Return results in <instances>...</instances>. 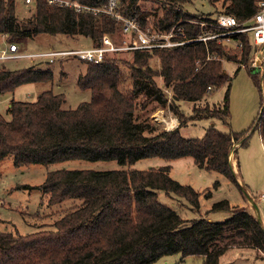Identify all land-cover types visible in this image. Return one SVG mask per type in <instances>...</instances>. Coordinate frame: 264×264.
Returning a JSON list of instances; mask_svg holds the SVG:
<instances>
[{
  "label": "trees",
  "instance_id": "obj_1",
  "mask_svg": "<svg viewBox=\"0 0 264 264\" xmlns=\"http://www.w3.org/2000/svg\"><path fill=\"white\" fill-rule=\"evenodd\" d=\"M19 1L0 0V36L5 35L8 42L18 44L23 51L28 50L27 41L40 35L82 37L91 47H97L105 35L122 33L121 21L106 12L110 0H71L96 11H77L51 5L47 0H33L29 5L34 8L33 14L23 18L17 10ZM139 1L117 0L116 11L144 26L147 15L140 10ZM260 1L224 0L221 13L245 22L257 13ZM211 21V17L172 8L154 26L169 31L178 24L186 39L192 40L204 33L223 32L214 26H201ZM231 40L234 45L241 44L235 51L219 40L135 51L129 76L132 83L127 90L123 87L122 63L115 54L106 55L101 63L83 61L87 69L78 75L77 87L89 92L91 98L74 109L66 108L65 94L53 89L41 92L35 101L13 98L6 112L9 118L0 116V161L8 155L18 167L70 160L116 161L119 168L49 172L38 188L49 197L51 205L63 208L57 213L59 218L25 235L0 232V264H154L176 254L202 257L203 264H220L230 244L221 247L218 242L232 234L264 250L261 220L248 211L237 210L227 199L213 203L198 218L183 219L172 214L161 223L150 224L149 216L160 193L174 200L184 199L193 209H200L202 195L174 180L169 165L134 168L142 159L171 162L190 157L199 169L217 172L243 190L231 155L238 151L234 144H248L252 127L245 132L224 133L212 124L201 138H188L181 132L185 126L181 102L196 104L206 98L209 88L225 85L229 76L223 61L234 62L239 69L248 63L252 46L247 36L236 34ZM153 58L159 60V67L151 65ZM68 59L76 58L60 61ZM7 63L0 62V95L13 96L24 85L54 79L50 68L9 69ZM33 64L49 67L45 62ZM158 77L164 88L157 83ZM254 79L261 89L258 75ZM166 89L172 92L171 98ZM229 90L221 105L214 109L196 107L192 118L219 119L228 124ZM157 108L170 109L180 121L178 127L168 130L153 123L151 115ZM213 187L218 189L220 181ZM211 197L212 191H208L205 198ZM136 204L144 210L145 227L150 225L143 236L133 234V230L138 231ZM212 212H229L230 217L222 222L210 221L206 215Z\"/></svg>",
  "mask_w": 264,
  "mask_h": 264
},
{
  "label": "rangeland",
  "instance_id": "obj_2",
  "mask_svg": "<svg viewBox=\"0 0 264 264\" xmlns=\"http://www.w3.org/2000/svg\"><path fill=\"white\" fill-rule=\"evenodd\" d=\"M18 3L17 10L22 18L33 14V6H26L20 1ZM223 4L224 0H140L138 6L147 15L146 24L142 26L136 19L125 18L137 21L139 27L147 33H168L178 24L174 25L169 31H161L154 26L158 19L165 17L167 10L176 8L184 13L215 18L223 12ZM116 12L119 14L118 11ZM188 22L190 24L194 23L193 20H188ZM245 35L251 43L249 36ZM107 36L117 45H121L125 40L121 32L115 36ZM227 45L232 51L237 48L233 43ZM25 46L28 49L27 52L33 53L45 49L89 48L91 44L82 37L40 35L27 41ZM257 52L258 49L252 46L248 63L240 69L234 62L223 61L224 70L229 76V81L225 85L218 89L209 90L206 98L196 104L181 102V109L185 114V126L182 127L181 132L185 137L201 138L212 124H215V127L224 133L230 131L245 132L252 127V130L248 133L251 135L248 144L243 147L234 144L233 148L238 151L233 152L231 155L233 170L243 190L217 172H207L199 169L190 157L171 162L160 158L142 159L134 165V168L147 170L152 167L159 168L169 165L171 166L170 176L174 180L182 185L192 186L202 195L200 197V209L194 208V210L193 206H190L186 200H174L165 193H160L154 210L149 216L148 222L150 224L161 223L172 214L179 215L183 219L198 218L201 214H206L213 203L227 199L237 210H245L253 213L259 219L261 218L260 220H262L264 226V64L262 61H258L257 66L254 65ZM134 56L135 52H122L115 55V59L122 63L123 87L126 90L132 83L129 76L130 66H133L134 63ZM260 60H263L262 56H260ZM36 62L38 61H10L7 63V67L9 69L30 66L42 67L43 69L50 68L54 74L53 81L24 85L13 96L10 94L0 95V116L9 118L6 112L13 98L20 101H35L41 92L49 89L65 94L66 108L74 109L81 102L90 100V93L81 91L77 87L78 75L87 69V65L83 61L68 59L49 65V67L33 64ZM150 63L153 67H159L160 65L157 58L151 59ZM256 75L259 77L261 89L255 84L254 77ZM156 81L164 88L162 78L158 77ZM228 89H230L231 114L228 124L219 119L195 120L192 118L196 114V107L203 109L208 106L210 109H214L221 105ZM166 92L171 98L172 92L167 89ZM172 118L175 117L168 108H157L151 115V121L163 129L169 127ZM165 119L167 122H165ZM117 168H119V164L116 161L92 162L88 160H70L53 164H32L18 167L14 164L13 157L8 155L0 161V218L2 220L0 232L6 231L25 235L43 226L50 225L59 218L60 215L57 213L62 211L63 208L51 205L49 197L44 194L43 190L38 188L45 182L49 172L61 169L107 171ZM217 180L220 181V187L214 189L213 186ZM208 191H212L210 199L205 198ZM254 199L255 201L252 203L251 200ZM254 203L256 206H254ZM135 208L137 212L135 229L140 234H148L144 229L146 226V221L143 218L145 217L144 210L142 207L138 209V204L135 205ZM229 214V212H212L208 215L212 221L222 222L230 217ZM149 229L150 225L147 226V230ZM232 235L225 236L218 242L221 247L227 243L230 244L229 252L221 257L220 264H264V250L262 247L246 241L244 238H237L238 236L236 237L235 234ZM235 241V244H231ZM154 264H203V258L196 256L183 258L181 254H176L166 256Z\"/></svg>",
  "mask_w": 264,
  "mask_h": 264
},
{
  "label": "built area",
  "instance_id": "obj_3",
  "mask_svg": "<svg viewBox=\"0 0 264 264\" xmlns=\"http://www.w3.org/2000/svg\"><path fill=\"white\" fill-rule=\"evenodd\" d=\"M21 1L26 6L31 5L33 2V0ZM47 1L51 5L73 7L76 8L77 11H96L94 8L83 6L71 0ZM116 10L117 0H110L106 12L122 23V34L125 37V40L121 45H117L109 36L105 35L102 39V44L97 47L45 49L30 53L21 50L18 44L8 42L6 36L2 35L0 37V62L31 60L53 65L60 60L73 57L81 61L101 63L108 54L117 55L122 52L172 48L183 46L192 41H202L207 43L210 40H219V42L230 44L232 43V36L236 34H247L251 39L252 46L258 49L254 65L257 66L258 61H262L264 64V0H261L258 3L257 13L245 22H239L233 15L221 13L217 17L212 18L211 23H201L202 27L214 26L223 32L215 34L204 33L197 39L192 40L186 39L184 29L178 27V25L168 33H147L139 27L137 21L123 17L118 14ZM240 46L241 44L237 45V47ZM260 56L263 57V60H260ZM209 90H211V88H209Z\"/></svg>",
  "mask_w": 264,
  "mask_h": 264
},
{
  "label": "crops",
  "instance_id": "obj_4",
  "mask_svg": "<svg viewBox=\"0 0 264 264\" xmlns=\"http://www.w3.org/2000/svg\"><path fill=\"white\" fill-rule=\"evenodd\" d=\"M172 122H171V125L169 126V127H167V129L168 130H171V129H175V128H177L178 127V125H179V121H178V119L175 117V118H172V120H171ZM264 195V194H263ZM255 201V199L254 200H251V202L253 203ZM244 205V204H243ZM253 205V204H252ZM254 206H256V204L254 203ZM251 213V212H250ZM251 214H253V213H251ZM230 215V214H229ZM254 215V214H253ZM256 216V215H255ZM206 217L210 220V221H212L210 218H209V215L207 214L206 215ZM261 219V218H260ZM262 221V220H261ZM154 224V223H153ZM136 228V227H135ZM144 229L146 230L145 232L147 233V232H149V230H147V227H144ZM136 232V233H135ZM133 234L134 235H136V236H143L144 234H140V232L139 231H134L133 230ZM234 250V249H233ZM235 250H238V249H235ZM230 251H232V249H230ZM227 252H229V250L227 251ZM226 254V253H225ZM224 254V255H225Z\"/></svg>",
  "mask_w": 264,
  "mask_h": 264
},
{
  "label": "bare ground",
  "instance_id": "obj_5",
  "mask_svg": "<svg viewBox=\"0 0 264 264\" xmlns=\"http://www.w3.org/2000/svg\"><path fill=\"white\" fill-rule=\"evenodd\" d=\"M162 120H164V118H162ZM165 122H167L166 119H165ZM171 122H172V121H171ZM170 125H171V123H169V126H170Z\"/></svg>",
  "mask_w": 264,
  "mask_h": 264
}]
</instances>
